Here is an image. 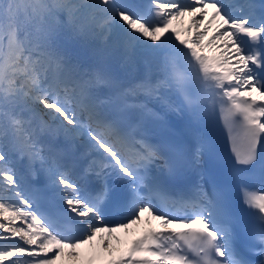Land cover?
<instances>
[{"label":"snow or ice","instance_id":"snow-or-ice-1","mask_svg":"<svg viewBox=\"0 0 264 264\" xmlns=\"http://www.w3.org/2000/svg\"><path fill=\"white\" fill-rule=\"evenodd\" d=\"M145 215L109 264H264V0H0V264Z\"/></svg>","mask_w":264,"mask_h":264},{"label":"bare ground","instance_id":"bare-ground-1","mask_svg":"<svg viewBox=\"0 0 264 264\" xmlns=\"http://www.w3.org/2000/svg\"><path fill=\"white\" fill-rule=\"evenodd\" d=\"M187 18L183 22H186ZM182 22V23H183ZM182 26L181 23L179 25ZM212 52H215V50H211ZM156 222V221H153ZM143 224V219L139 224L136 225H130L127 230L119 229L116 232L112 234V237L110 238L112 241V252L111 254H108L107 252H104L100 247V240L97 239V241L94 242L92 247L85 246L80 249H77L81 253V259L76 260L72 257H62L60 260L57 261V264H109L110 261L116 260L118 257V254L120 253L119 249H122L124 244H126L130 239L131 236L134 235L138 229L139 226ZM107 237V234H102Z\"/></svg>","mask_w":264,"mask_h":264},{"label":"rangeland","instance_id":"rangeland-1","mask_svg":"<svg viewBox=\"0 0 264 264\" xmlns=\"http://www.w3.org/2000/svg\"><path fill=\"white\" fill-rule=\"evenodd\" d=\"M89 247H92V246H89Z\"/></svg>","mask_w":264,"mask_h":264}]
</instances>
